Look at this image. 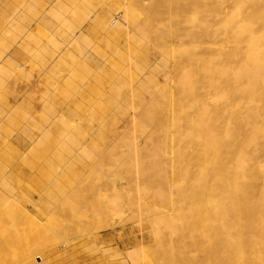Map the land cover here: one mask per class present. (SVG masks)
I'll return each mask as SVG.
<instances>
[{
  "label": "bare ground",
  "instance_id": "bare-ground-1",
  "mask_svg": "<svg viewBox=\"0 0 264 264\" xmlns=\"http://www.w3.org/2000/svg\"><path fill=\"white\" fill-rule=\"evenodd\" d=\"M219 1L221 2V0ZM217 2L218 0H96L93 5L95 9L94 17H90L88 23L82 27L84 32L89 34L87 38H90V36L95 38L97 34L104 32L103 34L107 37L118 41L116 44L117 48L119 46L122 48V51L119 48L118 50H116L117 48L114 49L119 52V61L117 60V64L115 63L118 69L114 66L115 58L113 57L114 60L110 58L107 60V58L105 66L102 64L96 67L94 63L89 64L91 65L89 69L87 68L89 74H94L95 76L96 74H103L101 78L106 83L108 82L107 86L110 84L113 86L115 80L118 79L117 75L109 74L114 68L119 70V73L125 74V77H121L123 83L128 82L126 77L128 69L135 70L134 74H149V76L146 75L147 77L142 75L140 78L135 75L137 83L133 82L136 84L135 86L134 84L132 85L134 86L133 92L138 103L136 104L137 106L134 105V108L136 107L134 109L136 110L134 120L138 123L136 128L141 127V130H143L142 133L140 132L141 135L138 134L140 129L136 131L138 128L134 127L133 129L136 130L133 131L138 136L133 131L132 133L129 132L130 129L126 132L128 128L125 132H119L120 129L117 130V127H115L116 114L113 110H116L114 108L116 105H110L114 98L106 100L107 103L104 100L103 102L106 104L102 105V108L94 109L97 112L92 110L93 113L98 114L97 116H99L101 122H99L96 129L92 124L88 125L87 123L88 126L86 128L89 129L88 131L92 130L93 133H88L86 129L85 132L95 138L107 139V141L112 139L124 140L131 137V135L136 138L137 143L134 144V150L136 153L137 151L139 152L137 163L139 172L137 171V173L141 174V178L143 176V179L139 180L146 185L148 184L147 188L151 187L153 198L155 195V198L158 199V201L156 199L157 205L153 203L155 206L153 209L150 208L153 210L152 213L144 211L141 213L140 218L142 219V226L145 225L146 228L153 229L157 238V243H154L156 244V249L152 252L153 255L151 254L150 256L152 264H264V0H223L224 3L228 2L227 5L230 6L228 8L226 5L228 10L231 8L234 13L241 14L240 19L242 23L243 21L245 22L244 25H239L241 22L239 19V24L233 26L229 24L227 27L225 26L227 23H223V20L224 26L215 21L216 12L221 13L219 9L223 10V2H219L221 4L220 7H218ZM43 3V5L41 4V8L44 6L41 9L42 14L48 8V0ZM87 6L89 7V5ZM226 8L223 10L225 14L222 12L219 15H222L223 19L227 20L228 18L224 17H231L228 16L231 12L226 15ZM121 12L125 13V18L132 19L135 25L137 23L136 29L140 31L139 34L144 32V37H140L138 40L134 39L136 34L133 35V32L128 30L129 25L123 24L117 18ZM45 15L47 16L48 13H45ZM236 15L233 16L232 14L234 18H236ZM46 16H43V20ZM61 19L64 20L66 17L64 19L61 17ZM64 21L66 24L67 19ZM164 21H167L165 25H163ZM60 26L63 25H58V27ZM28 35L30 36L29 33ZM28 35L27 38L29 37ZM103 37L99 38V40H104ZM120 38L125 39V43L122 46L120 45ZM89 41L87 39L86 44H93L91 43L93 41ZM87 46L89 47V45ZM73 48L72 46L66 47V55L72 54L75 50ZM91 49L93 48L90 47L88 50ZM80 53L79 55L84 53V51ZM72 55L76 56L75 54ZM78 57L81 58L80 56ZM70 58L68 59L71 62L72 59ZM79 58L76 59L78 60ZM159 59L163 61L161 66L157 62ZM63 60L65 61L66 59ZM82 60H84L83 56ZM91 60L87 59L88 62H91ZM75 61V59L72 60L73 63ZM65 62L68 66L67 60ZM110 64L114 68L108 70V65L110 66ZM78 65V69L75 66L74 68L73 66L70 67V69H74L71 70L72 74L78 75L79 69L83 70L84 62L82 69ZM54 71L53 73L56 74ZM65 72L68 74V71ZM81 72L80 74H83ZM160 72L166 75V84H161L158 80L157 74ZM131 73L129 72L130 78L133 79L134 76L132 75V77ZM135 78L134 81H136ZM97 79H95L96 83L92 79V83L97 84L98 80H100ZM128 83L132 84L131 81ZM115 84L117 83L115 82ZM87 85L88 83L85 86ZM90 85L89 83L85 90H89L88 87ZM104 86L106 87V84ZM97 87L95 85L96 89ZM80 92L83 95L85 93L82 90ZM156 92H158L159 97H156ZM146 93L150 95L149 98ZM125 95L127 96L128 94ZM31 105L33 106V103ZM78 107L80 108L79 105ZM121 109H123L122 106ZM93 118H96V116ZM60 119L61 117L58 120ZM86 119L87 121L89 120L87 117ZM74 122L77 123L76 121ZM73 124L69 127L73 128ZM59 127L60 125L56 126L54 130L52 129V135L56 138L62 132ZM80 128H83V126ZM80 131L83 135L82 129ZM80 133L78 132L77 134ZM82 138L84 139L85 137ZM143 140L149 143L145 144L142 142ZM133 142L135 141L133 140ZM111 145L107 146L108 150L117 148L122 152L127 149V146L123 144L118 145V147L115 144ZM108 150L107 153H112ZM158 156H161L162 161L155 164L153 171L151 161ZM61 162L64 161L62 160ZM96 171L98 170L96 169ZM73 172L75 171H70V173ZM121 176L119 172L114 170L109 172L106 179L101 181V183L103 182V187L106 188L120 189L121 180H123ZM56 182L58 183V181ZM70 182L72 183V181ZM179 182L183 183L181 193H179L181 189L178 188L180 186L177 185ZM71 183L70 185H72ZM145 184L142 186V183L141 185L139 183V187H144ZM149 185L151 186L149 187ZM175 186L180 189L178 191V195H181L180 199L177 193L174 192L177 191ZM172 189L178 199L173 197ZM0 193L2 195L1 199L4 194L2 191ZM147 205L152 207L149 206L151 204ZM66 224L69 225L70 223ZM163 234L171 238L170 244H166L163 241ZM117 236L91 233L84 240L87 241L89 238H93L96 243L101 242L99 246L102 249L113 250L114 257H118L120 241ZM11 238V241L13 240L14 242L15 238L13 236ZM98 238L101 240H96ZM0 249L2 250L1 246ZM79 249L82 251L81 248ZM157 254L159 257H157Z\"/></svg>",
  "mask_w": 264,
  "mask_h": 264
},
{
  "label": "rangeland",
  "instance_id": "rangeland-1",
  "mask_svg": "<svg viewBox=\"0 0 264 264\" xmlns=\"http://www.w3.org/2000/svg\"><path fill=\"white\" fill-rule=\"evenodd\" d=\"M44 1L45 0H0V112H2L0 114V192L2 191L4 194V198L2 197L4 200L1 198V201L0 199V202L2 203V205L0 203V213H2L0 214V233L2 232V235L0 234V246L2 248V250L0 249V259L2 257L0 264L2 262H4L2 264H104V262L105 264H152V262H150L152 260L150 259V256L156 249V244L154 243H157V238L153 229L146 228L145 225L142 226V219L140 218L141 213L144 211L152 213V209L155 206L154 204L157 205L158 202L156 203L157 198H155V195L153 198V194H151V185H149L150 188H147L148 184L146 185L143 181L140 182V180L143 179V176L141 178V174L137 173L139 152L137 151L136 153L134 150V144L137 143L136 138L131 135V137L125 138L124 140L112 139L107 141V139L95 138L93 135H89L85 132L86 129L88 133H93L92 130L88 131L89 129L86 127L92 124L96 129L99 122H101L99 116H97L98 114L93 113V111L97 112L95 110L100 109V107L102 108V105L106 104L108 99L112 100L113 98L114 99L110 105H116V107L114 106L116 110H113L116 114L115 127H117V130L120 129L119 132H125L128 128L126 132L130 129L129 132L131 133L137 128L138 129L136 131L139 129L141 130V127L136 128L138 123L134 120L136 117V110H134L136 107L134 108V105L138 103L133 89L137 83L135 75L137 78H140L143 74H134V68V71L128 69V74L132 71L131 76L133 75L136 81H134V78H130V74H126L128 82L131 81L132 84L128 82L123 83V81H121V77L125 74L123 75L119 73V70H117L118 68L116 64L119 61V52L114 50L117 48L116 44L118 41L107 37L103 34L104 32L97 34L95 38L91 36L90 38H87V35L89 34H86L82 27L88 23L90 17H94L95 9L93 5L96 0H60L59 2L58 0H48V8L43 15L41 9L44 6L41 8V4L43 5ZM219 2L220 1L218 0V7L221 5ZM221 2H223V0H221ZM225 3L223 2L224 6L222 5L223 10H225L228 2ZM87 5H89V7ZM227 7L229 8L230 6L227 5ZM228 8H226V15L230 12L233 16L237 14V12L234 13V10L231 8L230 9L232 11L230 9L229 11ZM223 10L219 9L221 13L216 12V22H219L222 26H224L223 23L225 22V24L227 23L225 25L226 27L229 24L232 26L239 24L241 14H237L236 18H234L230 13L228 16L231 17H227L224 15L225 12ZM222 12H224V18H228L227 20L223 19L222 15H219L222 14ZM45 13H48V15L46 16ZM43 16H46L44 20ZM124 16L125 13L121 12L117 18L119 21H122L123 24L129 25L128 30L133 32V35L136 34L134 39L138 40L140 37H144V32L143 34H139L140 31L136 29L137 23L135 25L132 19H127ZM61 17L63 19L66 17V24L64 21L66 19L62 20ZM166 23L167 21H164L163 25ZM241 23L242 20L239 25L245 24L244 21L242 24ZM56 24L63 26L58 27ZM27 35L29 36L28 38ZM99 35H101V37H99ZM98 37H103L104 40H99ZM92 38L94 39L92 40ZM87 39L90 40L89 42L93 41L91 43L94 45L89 44L88 42V44H86ZM120 39V45L122 46L125 43V39ZM95 44L97 45V48ZM87 45H89V47ZM71 46L72 48L74 47L73 50L75 49L72 54H75L76 56L71 53L66 55V47ZM90 47L93 49L88 50ZM112 48L113 50H111ZM118 48L122 51L120 46ZM118 48L116 50H118ZM83 51L84 53H82ZM79 53L81 55H79ZM67 56H70L71 58ZM82 56L84 60H82ZM68 58L72 60L75 59V63H73L72 60L71 63ZM76 58L79 59L77 60ZM88 58L89 60L93 59L91 62H88ZM109 58L114 60V66L117 68H114V66L112 67L111 64L110 66L108 65V70L114 68V70L112 69L109 74H115L118 78L115 80L117 84L114 82L113 86H111V84L107 86L108 82L106 83V81L101 78V75L103 74H96L95 76L94 74L91 75L87 72L91 66L89 64L94 63L96 67L102 64L105 66L107 64L106 61L109 60ZM63 59L67 60L68 66L65 62L66 60L64 61ZM157 62H159V66L163 65V61L161 59ZM71 64H73V68L74 66L77 68V64H79L78 66H81L79 68H83V70L79 69V76L74 73L72 74L71 70L73 68L70 69V67H72ZM87 64L88 66L86 67ZM63 67L65 71H68V74L63 70ZM76 68L75 70L78 69ZM85 69L87 70L85 71ZM53 71L56 74H54ZM80 71H82L83 74H80ZM146 75L149 76V74H145L143 77H147ZM94 78L100 79H97V84L92 83V79L93 82L96 83ZM157 78L161 84L167 83V79L165 80V74L160 72L157 74ZM90 79L91 81H89ZM87 83L88 85L90 83L94 86L90 85V88L88 87L89 90H85L88 86H85ZM105 84L106 87L104 86ZM133 84L134 86H132ZM95 85L96 87L98 86L97 89L95 88ZM128 86H131L132 88H128ZM81 90L86 94H81ZM117 91L119 92L118 94ZM156 93V97H159L158 92ZM125 94L130 95L126 96ZM146 96L149 98L150 95L146 93ZM28 101L30 104L33 103V106H30ZM91 102H93L94 105L91 104ZM121 106L123 109H121ZM95 116L96 118H93ZM59 117H61L60 120H58ZM86 117L89 118L88 121L90 123L87 121ZM15 121L17 122L15 123ZM134 122L137 123H135V126ZM20 123L22 124L20 125ZM71 124H73L75 130L74 127H69ZM80 124L81 126H79ZM58 125H60L59 128L62 132L61 135L56 138L52 134L54 128ZM82 126L83 128H80ZM133 127L136 129H133ZM76 128H79L80 130L82 129L83 135L80 133L81 131ZM21 130L23 131L21 132ZM140 130L138 131V134L141 135L143 130ZM76 132H79L80 134H77ZM136 136L138 135L136 134ZM82 137H85V140ZM133 140L135 142H133ZM142 142L145 144L149 143L148 141L146 142V140H143ZM111 144H115L117 147L118 145L123 144L127 146V149L122 152L117 148L108 150L107 146ZM107 150L112 153H107ZM62 160L64 162H61ZM161 161V156H158L151 161L153 171L155 164L161 163ZM95 168L98 171H96ZM71 170L75 171L73 172V176V173H70ZM114 170L122 175V187L120 186V189L103 187L104 183H101V181L105 180L108 173ZM56 181H58V183ZM70 181H72V183ZM70 183L73 186L70 185ZM139 183L140 185L142 183V186L145 184L144 187L140 186L143 189L139 187ZM182 184V182H179L177 185L180 187L175 186V188L178 187L181 190L176 188L177 191H174L172 189V194L176 192L178 195L179 190V193H181L183 189V187L181 188V186H183ZM109 189L110 191L112 189V191L110 192ZM176 193H174L173 197H175V199H178L179 197L180 199L181 195L179 194L177 197V195L175 196ZM1 196L2 195L0 193V197ZM145 204L147 207V204H151L149 206L152 207H148L149 211L147 207L145 208ZM21 216L22 218H20ZM68 222L70 223L69 225L66 224ZM91 233L100 235H118L117 237L120 241H118L120 247L118 254L121 255L114 257L113 250H109L107 248L102 249L99 246L101 242L96 243L93 238H89V240L85 241L84 238ZM11 236L15 238L14 242L13 240L11 241ZM96 240L101 239L98 238ZM163 241L166 244H170L172 240L169 236L163 234ZM86 242H89V244ZM5 247L7 248L3 249ZM79 248H81L82 251ZM100 249L103 251H100ZM147 252L148 254H146ZM46 255L47 257H45ZM157 257H159L158 254Z\"/></svg>",
  "mask_w": 264,
  "mask_h": 264
}]
</instances>
